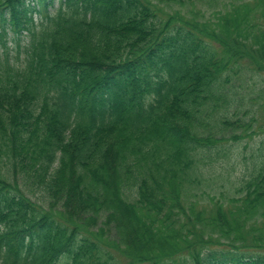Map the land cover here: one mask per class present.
<instances>
[{
    "label": "trees",
    "instance_id": "16d2710c",
    "mask_svg": "<svg viewBox=\"0 0 264 264\" xmlns=\"http://www.w3.org/2000/svg\"><path fill=\"white\" fill-rule=\"evenodd\" d=\"M0 46V264H264V0H0Z\"/></svg>",
    "mask_w": 264,
    "mask_h": 264
},
{
    "label": "rangeland",
    "instance_id": "374dc122",
    "mask_svg": "<svg viewBox=\"0 0 264 264\" xmlns=\"http://www.w3.org/2000/svg\"><path fill=\"white\" fill-rule=\"evenodd\" d=\"M58 4H59L58 1H56V5H58ZM24 35H25V32H24L23 36ZM25 42H26V38H24L23 40H21V44L22 45ZM14 45H15V42L12 39H9L7 46L9 48V52H10V55L11 56H14V54L16 53L15 48H14ZM0 48H1V52L0 53H2L4 48H3V46H0ZM20 58H21V60H24L23 59L24 58L23 57V54L20 56ZM263 131H264V129H263ZM263 135H264V133H263ZM255 138H256V140L258 139L257 137H255ZM243 170H245L244 163L242 161H240V160H235V165H234V169H233V171L235 172V174L237 173V174H240L241 175L243 173L242 172ZM141 237L143 239L145 236L142 235Z\"/></svg>",
    "mask_w": 264,
    "mask_h": 264
}]
</instances>
